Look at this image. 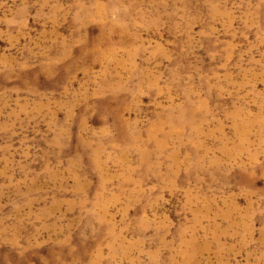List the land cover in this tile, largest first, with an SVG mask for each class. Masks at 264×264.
Returning a JSON list of instances; mask_svg holds the SVG:
<instances>
[{
  "label": "rangeland",
  "instance_id": "1",
  "mask_svg": "<svg viewBox=\"0 0 264 264\" xmlns=\"http://www.w3.org/2000/svg\"><path fill=\"white\" fill-rule=\"evenodd\" d=\"M0 264H264V0H0Z\"/></svg>",
  "mask_w": 264,
  "mask_h": 264
},
{
  "label": "bare ground",
  "instance_id": "2",
  "mask_svg": "<svg viewBox=\"0 0 264 264\" xmlns=\"http://www.w3.org/2000/svg\"><path fill=\"white\" fill-rule=\"evenodd\" d=\"M179 108V107H178Z\"/></svg>",
  "mask_w": 264,
  "mask_h": 264
}]
</instances>
